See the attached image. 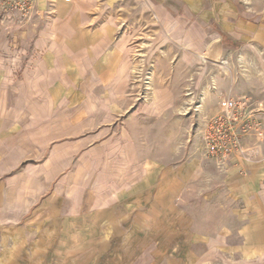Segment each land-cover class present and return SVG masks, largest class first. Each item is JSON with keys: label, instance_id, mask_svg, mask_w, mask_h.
<instances>
[{"label": "crops", "instance_id": "1", "mask_svg": "<svg viewBox=\"0 0 264 264\" xmlns=\"http://www.w3.org/2000/svg\"><path fill=\"white\" fill-rule=\"evenodd\" d=\"M14 21L0 22V264H53L47 239L71 231L127 245L137 205L175 209L172 230L164 227L175 264H198L200 244L220 264L231 254L264 264V0H34ZM140 62L135 103L128 83ZM239 96L260 111L263 136L246 135L243 155L218 168L193 139ZM90 126L110 135L98 139ZM153 128L190 141L165 156L139 150L141 139H156ZM78 152L103 167L99 190L110 198L71 216L55 193L93 190L85 170L66 173ZM201 207L212 210L213 229H198Z\"/></svg>", "mask_w": 264, "mask_h": 264}, {"label": "rangeland", "instance_id": "2", "mask_svg": "<svg viewBox=\"0 0 264 264\" xmlns=\"http://www.w3.org/2000/svg\"><path fill=\"white\" fill-rule=\"evenodd\" d=\"M31 11V10H30ZM30 13V12H29ZM29 13L26 16H22L19 13L13 12H4L1 8L0 4V22L3 20H13L19 21L28 17ZM14 21V22H15ZM9 36V35H8ZM12 38V35L9 36ZM131 51V49H128ZM134 55H139V51L136 49L133 50ZM13 67V64H10ZM143 64L138 63L134 64L133 67V81L128 83V94L130 92V96L134 97V102L138 103L143 94V77L140 76ZM196 75L198 78L193 82H197V87H202V83L204 80L200 78L199 73H195L191 75V78ZM194 80V79H192ZM133 82V83H132ZM181 86L184 85V81H180ZM220 82V81H219ZM225 83V81H224ZM133 85V88H132ZM110 86V85H109ZM108 86V87H109ZM124 88L126 85L124 84ZM131 88L133 92L131 93ZM215 88V86H214ZM124 92V91H123ZM124 94H126L124 92ZM127 96H119V100H123L120 105L125 104ZM99 100V99H98ZM98 116L101 115L102 122L108 120L107 117L103 118L105 107H95L94 110ZM220 112V111H219ZM140 115L142 113H139ZM138 114V115H139ZM179 115H185L186 112H179ZM217 115V114H216ZM121 120V118H120ZM97 134L96 137L98 139L108 137L110 135V130H102L97 128H93L92 126L86 128V133ZM165 132V131H164ZM167 133V131H166ZM150 135L156 136V139H141L140 144L137 145L139 150L148 151L150 154H154L156 156H165L171 148L177 144L179 146L181 143L186 144L190 141V139H165L163 134V130L160 128L150 129ZM150 136V137H151ZM167 137V135H166ZM93 138V135L91 136ZM160 138V139H158ZM195 141V149L198 152L205 154L204 152V140L203 139H193ZM182 144V145H183ZM88 146V144H87ZM86 146V147H87ZM184 147V145H183ZM188 148V146H186ZM87 157V156H86ZM207 157V156H206ZM204 157V158H206ZM207 159V158H206ZM210 160V159H208ZM166 162V161H164ZM88 163H90L88 161ZM141 163V161L135 160V167L137 164ZM216 163V162H214ZM217 164V163H216ZM218 168H224L222 166H218ZM83 169L85 170V180H89L86 184H88V188H92V191H58L55 193V198H62L68 202L69 205V214L73 215H82V214H92L96 209V206L104 202L110 198V193L105 191H100L101 187L100 183H105V178H100L98 176L101 171H103V167L101 165H92L89 166L86 160L83 162V153L78 152L71 159L70 164L66 170V173H74L77 170L79 171ZM82 177V178H83ZM61 178H66V175H59L55 178V185L59 183ZM77 176L73 177L69 176L67 182L70 180H76ZM140 178L138 175V171L136 170L134 181ZM76 182V181H75ZM61 183V182H60ZM136 198V197H135ZM140 198H144L143 196H139ZM102 201V202H103ZM143 202V205H145ZM174 208H148L146 206H135L133 211V220L135 221L133 236L128 241L127 245L124 244V241H112L110 244L104 245V242L94 239H89L83 237L78 232H70L65 234H55L52 238H48L46 243V248L53 255V264H175L178 261V256L174 254L175 248L172 240H168L164 238V227H173V218H174ZM187 212V217L189 215V208L185 209ZM196 215L198 216V229L205 230L206 228H214L213 224H205V217L207 212L210 214V219H212V210H207L205 207L196 208ZM150 217V232L147 234V230L143 227L145 226V222L147 218ZM161 217H165V224H161L159 219ZM232 225V223H231ZM148 235V236H147ZM237 240L233 239L230 241L231 246L237 244ZM198 264H220L217 256H205L201 252L203 251V245L200 244L198 247ZM252 261L247 259H243L238 255H229L228 257L223 258L222 264H252Z\"/></svg>", "mask_w": 264, "mask_h": 264}, {"label": "built area", "instance_id": "3", "mask_svg": "<svg viewBox=\"0 0 264 264\" xmlns=\"http://www.w3.org/2000/svg\"><path fill=\"white\" fill-rule=\"evenodd\" d=\"M34 0H0L4 12L26 16ZM257 109L246 96L227 97L221 102L220 112L207 119L203 130L206 156L224 167L234 155H243V140L249 133L262 138V122Z\"/></svg>", "mask_w": 264, "mask_h": 264}]
</instances>
